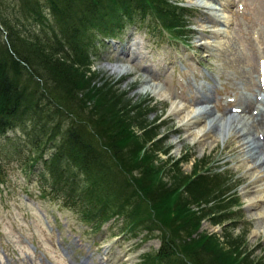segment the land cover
<instances>
[{"label": "trees", "instance_id": "trees-1", "mask_svg": "<svg viewBox=\"0 0 264 264\" xmlns=\"http://www.w3.org/2000/svg\"><path fill=\"white\" fill-rule=\"evenodd\" d=\"M189 13L171 0H0V183L7 160L22 159L27 147L35 157L24 159L26 170L41 197L82 213L93 229L116 215L128 219L123 232L177 227L182 242L160 234V248L139 264H263L240 254L239 237H193L204 218L215 225L233 218L228 209L237 197L226 196L232 187L214 180H222L219 172L202 174L198 164L192 174L171 171L169 184L149 151L162 141H154L158 125L145 126L139 104L92 74L90 47L101 36L153 18V29L182 39ZM90 126L106 131L104 146ZM19 130L20 142L10 144ZM134 168L139 176L130 174Z\"/></svg>", "mask_w": 264, "mask_h": 264}, {"label": "rangeland", "instance_id": "rangeland-1", "mask_svg": "<svg viewBox=\"0 0 264 264\" xmlns=\"http://www.w3.org/2000/svg\"><path fill=\"white\" fill-rule=\"evenodd\" d=\"M171 1L190 11L185 37L175 38L161 27L156 31L153 18L126 23L90 47L94 80L113 82L127 102L139 104L146 112L145 126L158 125L154 141H162L149 151L155 163L165 168L169 184L171 171L181 167L184 174H192L198 164L202 174L219 172L222 180L217 176L214 180L232 187L226 196L237 197L238 203L228 209L233 218L223 219L222 225L204 218L193 237L198 238L200 232L239 237L240 254L264 264V178H260L264 169L251 167L239 134L226 121L247 100L264 95V0ZM199 98L205 99L201 107H212L213 116L190 127L185 122L192 112L202 109L194 106ZM255 106L250 107L251 114ZM210 117L219 118L220 128L213 136L199 139L195 134L209 124ZM89 129L104 146L106 131L96 126ZM22 134L21 130L11 133L10 144L19 143ZM251 135L256 137L254 131ZM26 148L22 159L7 160V176L0 183V264H139L144 254L160 248V234L182 242L179 230L172 226L123 232L128 219L119 215L103 222L99 230L93 229L82 213L41 197L39 182L24 162L35 154ZM119 162L121 168L129 166L128 158ZM139 172L134 168L130 174L139 176Z\"/></svg>", "mask_w": 264, "mask_h": 264}, {"label": "bare ground", "instance_id": "bare-ground-1", "mask_svg": "<svg viewBox=\"0 0 264 264\" xmlns=\"http://www.w3.org/2000/svg\"><path fill=\"white\" fill-rule=\"evenodd\" d=\"M227 3L229 5V3H231V2L228 1ZM225 7H228V6L225 5ZM206 19L213 20V17H211L210 15H206ZM203 28H204V26H203ZM117 60H118V58H117ZM118 67H121V66H118ZM114 68H116V67H114ZM258 90L263 91L262 88H259V87H258ZM263 93L264 92H262V94ZM240 98H242V97H240ZM195 102L197 104L194 105L192 103V105H194V106L199 105V107L202 109H200V110L198 109L197 111L192 112L191 115L188 117V120L185 122V124L190 125V127L195 126L197 124H198V126H200L201 125L200 123L202 122V120H204L203 118H205V116H213V115H210L212 112V107H209V105L208 106L204 105V107L200 106L201 104H203L205 102V99L199 98L197 101L195 100ZM245 103H246V105L244 104L243 109H239L238 111L236 110L237 113L231 114V116H229V119H226V121L229 122V128H231V131L233 130V132L235 131L236 134H239V138L242 141V143L240 144V147H242V146L245 147V149H246L245 155H247L246 158L248 159V161L251 162L250 164L251 165L254 164L255 170L261 169V168L264 169V150H263L264 149V136H263L264 135V95H263V98H259L257 96V98H255L253 100V102L250 100H247ZM252 104L256 105L257 108L255 106V109L254 110L252 109V114H251L250 113V107L252 106ZM242 111H244L243 112L244 114L242 113ZM210 119L211 120L209 121V124H206L204 126V128H200V130L197 132V134H195V136L198 137L199 139H206L208 137L213 136L214 130H217L218 128H220L219 123L217 122L219 119L218 117H216V118L210 117ZM224 126L226 127L227 125H224ZM202 127H203V125H202ZM257 129H260V131H255ZM252 130L256 133V137L251 135L253 133ZM261 133H263V135H261ZM251 167H253V165ZM260 172H262V176L260 178L263 179L264 178V170L260 171ZM251 185H252V183L249 184L250 187H251ZM261 198H264V194L262 195ZM257 203L258 202H256V204Z\"/></svg>", "mask_w": 264, "mask_h": 264}]
</instances>
